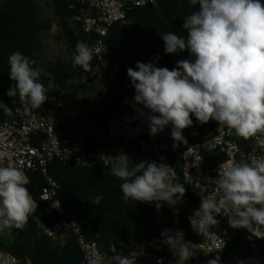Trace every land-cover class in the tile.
Instances as JSON below:
<instances>
[{
	"label": "clouds",
	"instance_id": "clouds-1",
	"mask_svg": "<svg viewBox=\"0 0 264 264\" xmlns=\"http://www.w3.org/2000/svg\"><path fill=\"white\" fill-rule=\"evenodd\" d=\"M194 3H198V10L186 16L182 26L186 38L173 32L162 34L166 53L188 50L192 59L178 61L172 70L139 61L136 69H127L135 88V102L150 110V134L155 136L171 124L175 149L187 143L183 130L192 126V115L201 124L215 120L244 139L264 133V4L261 0ZM92 60L93 49L78 41L73 66L92 72ZM8 63L10 79L16 83L7 95L18 96L32 109L43 105L48 100L46 93L54 87L51 74L45 86L39 80L40 71L33 69L29 58L19 51L10 54ZM0 108L11 114L7 104L0 102ZM140 114L145 115L142 110ZM105 157H101L104 164ZM119 157L111 174L123 181L120 188L124 203L156 202L159 211L162 203L175 206L182 201L186 189L175 182V168L156 161L130 167L127 155ZM6 160H10L9 152L0 150V230H22L37 211V203L26 187L30 180L23 168L12 163L5 166ZM215 183L222 194L218 199L214 195L201 196L199 209L189 217L193 231L204 238L215 236L210 228L218 225L215 217L222 214L233 229H246L251 237L264 239V157L222 164ZM101 199L97 195L94 203L99 204ZM161 235L176 257L174 264H186L196 256L198 245L186 242L182 232L165 229ZM111 252L114 255L108 257L109 264H136L135 256L118 252L116 244ZM88 264H104V257L97 254ZM157 264H163V259ZM207 264H221L220 257Z\"/></svg>",
	"mask_w": 264,
	"mask_h": 264
},
{
	"label": "trees",
	"instance_id": "trees-1",
	"mask_svg": "<svg viewBox=\"0 0 264 264\" xmlns=\"http://www.w3.org/2000/svg\"><path fill=\"white\" fill-rule=\"evenodd\" d=\"M55 16L59 20V39L68 46L70 57L55 62L44 60L40 82L47 86L51 74L54 87L46 95L48 100L37 108L42 112L58 94L68 89L70 93L79 89L84 95L76 108L78 116L56 127L62 141L76 135H86V148L97 151L109 147L106 139V124L113 119L123 98L135 97V88L127 75V69H136L137 62H153L157 67L169 70L177 67L175 53L165 52L162 34L173 32L186 38L183 29L184 18L199 8L191 0H159L157 10L149 8H130L127 21L113 25L105 38L107 52L91 66L95 71L92 79L87 78L79 66H73L72 57L78 41L89 44L90 35L82 24L76 21L82 9L77 0H52ZM264 4V0H261ZM53 28V21L44 17L35 0H0V102L7 104L11 114L0 108V121L9 119L18 107L25 106L19 97H9L7 92L16 83L10 79L9 56L19 51L29 58L31 67L38 70L36 63L44 49L43 34ZM157 57H159L157 59ZM192 59L188 50L180 52V60ZM73 82V84H72ZM104 96L97 97L99 90ZM241 147H249V139L238 137ZM137 161L130 162V167ZM113 167L89 170L74 163L53 161L49 176L59 184L58 196L70 216L84 229L88 241L96 242L104 255H114L111 246L116 244L117 251L123 254H137L136 264H174L173 251L163 243L162 231H180L186 242L199 244L204 238L196 234L186 212L177 225L167 203H162L159 211L156 202L142 203L129 200L124 203L119 178L111 174ZM176 181L181 184L180 166L175 163ZM30 183L26 185L36 200L46 184L39 171L27 172ZM187 193V191H186ZM188 194V193H187ZM103 197L99 204L94 198ZM61 220V217L37 202V211L32 213L22 230L10 228L11 239L0 233V248L13 254L20 263L28 260L34 264H83L81 248L73 235L63 240H55L44 234V229ZM43 223L42 226L41 222ZM229 242L221 264H242L254 251H259L264 259V243L251 237L246 229H233L229 225ZM251 237V239L249 238ZM186 264H206L195 257Z\"/></svg>",
	"mask_w": 264,
	"mask_h": 264
},
{
	"label": "built area",
	"instance_id": "built-area-1",
	"mask_svg": "<svg viewBox=\"0 0 264 264\" xmlns=\"http://www.w3.org/2000/svg\"><path fill=\"white\" fill-rule=\"evenodd\" d=\"M191 1L194 3V0ZM77 4L82 9L76 21L90 35L88 45L93 49V64L107 52L105 38L110 28L127 21L130 8L147 7L153 12L158 9L159 0H77ZM94 76L93 69L84 82ZM69 96L70 91L65 89L42 112L30 106L16 108L9 119L0 121V150H6L10 154V160L5 161V166L12 163L22 167L25 174L34 171L41 173L46 184L41 189L37 202L43 203L61 217L59 222L46 227L43 232L55 240L73 235L83 253V264H88L89 259L97 254L104 257V264H109L108 257L111 255H104L96 242L87 240L82 226L62 205L58 196L59 184L49 176V167L53 161L71 162L89 170L114 167L120 154L129 157V165L132 161H156L175 168V163H178L181 185L188 194L185 192L182 201L175 206L167 204L172 223L177 225L186 211L190 222L189 217L200 207L202 195H214L218 199L222 194L215 183L222 164H235L242 159L247 161L252 156L264 157V133L250 137L249 147L245 149L239 144V136L233 129L220 126L215 120L201 124L194 115L191 116L192 126L183 130L187 143H181L174 149L176 142L171 137L172 125L169 124L155 136L151 135L150 121L147 118L151 114L150 110L137 104L134 98H123L116 116L107 122L106 139L110 146L91 151L86 148V135H76L62 141L57 134V125L78 116L77 109L68 103ZM141 110L145 115L140 114ZM102 156H106V164ZM215 218L219 223L210 228V232L216 235L203 238L197 244L195 258L206 264L217 256L221 261L229 242L227 216L221 214ZM175 259L173 255V260ZM0 264L22 263L16 256L0 248ZM24 264L34 263L28 260Z\"/></svg>",
	"mask_w": 264,
	"mask_h": 264
},
{
	"label": "rangeland",
	"instance_id": "rangeland-1",
	"mask_svg": "<svg viewBox=\"0 0 264 264\" xmlns=\"http://www.w3.org/2000/svg\"><path fill=\"white\" fill-rule=\"evenodd\" d=\"M42 9L43 16L50 18L53 21V28L50 32L43 34L44 49L40 54L39 61L35 64L40 72L43 71L42 63L44 60L55 62L57 59L67 60L70 57L68 46L66 43L59 39L60 25L59 20L55 16V4L52 0H35ZM181 52V51H180ZM180 52L175 53V58L180 61ZM104 90H99L96 94L97 97L104 96ZM84 99L82 91L74 89L68 98L69 105L77 108ZM10 228L0 230L6 238L11 239ZM264 243V239H261ZM242 264H264V259L261 257L259 251H254L253 254Z\"/></svg>",
	"mask_w": 264,
	"mask_h": 264
}]
</instances>
